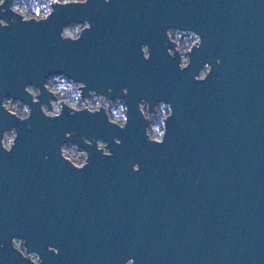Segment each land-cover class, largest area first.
Masks as SVG:
<instances>
[{"label":"water","instance_id":"water-1","mask_svg":"<svg viewBox=\"0 0 264 264\" xmlns=\"http://www.w3.org/2000/svg\"><path fill=\"white\" fill-rule=\"evenodd\" d=\"M53 7L42 18L17 12L25 20L50 15L46 21L16 16L17 23L0 29V96L32 109L25 121L0 109V129L19 132L10 153L0 150V264H30L19 253L27 255L24 245L43 264H124L129 257L134 264H264V0H88ZM84 19L92 28L79 41L59 38L62 25ZM168 27L202 39L184 71L176 67L178 53L176 59L165 53V46L180 53L169 33L173 45H165ZM141 43L150 46L147 61ZM204 62L212 72L195 82ZM61 72L83 80L84 95L93 88L120 96L129 109L127 127L109 124L103 110L69 115L65 108L57 119L44 117L24 84L41 86ZM141 97L171 102L162 144L143 135ZM49 98L41 86L40 103ZM68 130L89 152L82 170L59 156ZM81 135L108 141L113 155L84 145ZM13 236L25 240L17 239L24 253L12 247Z\"/></svg>","mask_w":264,"mask_h":264},{"label":"clouds","instance_id":"clouds-1","mask_svg":"<svg viewBox=\"0 0 264 264\" xmlns=\"http://www.w3.org/2000/svg\"><path fill=\"white\" fill-rule=\"evenodd\" d=\"M110 0H104V3H109ZM52 3V11L50 15L54 12V5L64 6V5H85L88 3V0H66L65 3H60L59 0H51ZM6 0H0V13H7L11 12L14 14L13 16L9 17L8 19L0 18V29L2 28H8L12 24L17 23L16 16L20 18V22H29V21H35V22H42L46 21L50 15H48L44 19H29L25 20L20 15L17 14L18 12V6L11 2V0H7V8H5ZM77 25H82V27H77L76 29V35L72 38H69L65 34V26L66 24L62 25L58 36L61 40L70 41L72 43H75L79 41L82 37V34L86 30H91L92 25L91 22L87 19H84L82 22H76ZM170 31H179L182 33L187 34L189 37H191V46L187 50V56H186V63L182 61L181 54L176 51H172L174 47H167L165 46V53L169 58L176 59V54H179L178 60L176 62V67L180 71H184L190 66L191 63V57L190 53L193 50V48H199L202 44V39L200 35L191 29L188 30H181L173 27H168L164 30V35L166 36L165 45L167 43H171L169 40L168 33ZM172 44V43H171ZM173 45V44H172ZM139 51L141 54V57L143 60L147 61L151 58V52H150V46L148 43H141L139 46ZM221 60L219 57L215 59V64L218 66L220 65ZM212 72V64L208 62H204L201 67L193 74L192 79L195 82H203ZM60 80L69 81L74 85V91L68 92L65 91L63 88H60L58 94H52L50 93L47 88V86L50 87H58V82ZM41 86L42 89L45 90L48 94H50V98L48 99L47 103H40L39 97L41 95ZM41 86H37L33 83H25L23 87V91L28 94L31 97V101L34 104H39V111L40 113L49 119H57L62 116L63 111L65 108L69 110V115H75L76 113H80L82 111H87L88 114H97L101 110H103V114L106 117V120L109 124L117 126L119 129L123 130L127 127L128 124V106L126 102L120 97H114V98H108V96L98 93L93 88H88L87 95L83 94V90L87 87L83 80H74L71 77H68L65 73H53L48 76H46L41 81ZM109 92H111V88L108 89ZM35 94H32V93ZM121 93L123 95H126L128 93L127 87L121 88ZM63 97V99H61ZM93 97H104L108 101V106L104 105H98L95 108L90 107L88 105V101L92 99ZM9 100V101H19L23 105V112L26 113V116L23 118H20L17 116L15 112L9 111L6 107L3 106V104H0V109H3L7 114H10L11 116L16 117L19 121H25L30 119L32 109L29 104L24 103L20 99H14L11 96H0V101ZM118 102V103H117ZM146 107L147 112L152 117L149 119L144 114V109ZM160 107H163L166 110V114L162 117L160 116V113L158 109ZM136 108L138 110V113L140 117L146 121V125L143 129V135L146 138V140L150 143L155 144H162L165 140L167 127H166V121L172 117L173 115V108L171 105V102L164 101V100H158L154 104L150 103L149 100L141 97L136 102ZM113 109L117 110L120 113V123L113 122L110 117L113 114ZM151 109V110H150ZM29 129L31 128V125H26ZM74 135V132L71 130L64 131L63 136L64 140L61 141V143L58 145V153L59 156L67 162L72 168L76 170H82L85 168L89 161V152L85 149L80 147L76 142L72 140V137ZM19 132L15 126L3 128L0 129V150H2L5 153H10L13 148L15 147L16 141L18 139ZM80 140L84 145H87L88 147H91L93 144L95 145L96 151H98L102 156L104 157H111L113 155V152L108 147V141L104 140L100 137H94V138H88L87 136H80ZM112 141L116 145H120L122 143L121 139L117 136L112 137ZM47 155L44 156V159H47ZM131 169L133 172H137L140 169L139 163H133L131 165ZM16 239H23L13 236L11 238V245L13 247V241ZM24 240V239H23ZM25 241V240H24ZM3 245H0L2 247ZM14 248V247H13ZM25 252L27 255L22 254L20 255L30 261V264H33V261L31 259L32 256H36L39 260V264H43L42 257L40 254L36 251H28L26 246L24 245ZM47 250L53 254H58L59 249L53 245H47ZM124 264H134V258L129 257L124 261Z\"/></svg>","mask_w":264,"mask_h":264},{"label":"rangeland","instance_id":"rangeland-1","mask_svg":"<svg viewBox=\"0 0 264 264\" xmlns=\"http://www.w3.org/2000/svg\"><path fill=\"white\" fill-rule=\"evenodd\" d=\"M12 2H14L17 6H18V13H20L24 18H28L27 14H26V6H25V3L22 1V0H13ZM50 10V8H49ZM47 11V8L45 5L43 4H40L38 5L37 7H34L33 8V17L35 18H42L44 17L46 14L45 12ZM45 14V15H44ZM77 27H82V25H77V24H68L65 26V34L66 36H69V37H73L76 35V29ZM171 33H175V34H178V33H182V32H179V31H170L169 32V35L171 37ZM178 40V39H177ZM174 41V40H173ZM177 42V41H175ZM179 42L176 43V47L177 49L180 51V54H181V57H182V61L183 62H187L186 61V56H187V50L190 46L188 45H181L180 43L178 44ZM58 87H50V86H47L54 94H57L60 90V88H63L65 91H68V92H73L74 91V85L69 82V81H64V80H60L58 82ZM32 94H35L34 92ZM61 99H63V97H61ZM88 105L90 107H93L95 108L96 106L98 105H104V106H108V101L106 99H103L101 97H93L92 99H90L88 102ZM118 103V102H117ZM3 104L4 106L9 109L10 111L12 112H15L18 116L20 117H25L26 116V113L23 112V105L18 102V101H9V100H4L3 101ZM158 111L162 114H166V110L163 108V107H160L158 109ZM144 113L145 115L151 119L152 117L150 116L149 113H147L146 111V107L144 109ZM110 119H112L113 121L117 122V123H120L121 120H120V113L113 109V114L112 116L110 117ZM13 244L15 247L19 248L20 244H21V241L19 240H14L13 241ZM35 256H32L31 259H33Z\"/></svg>","mask_w":264,"mask_h":264},{"label":"trees","instance_id":"trees-1","mask_svg":"<svg viewBox=\"0 0 264 264\" xmlns=\"http://www.w3.org/2000/svg\"><path fill=\"white\" fill-rule=\"evenodd\" d=\"M25 3L26 6V14L28 16V18L33 17V8L37 7L40 4H43L46 6L47 11L45 12V14L49 11L50 5H51V0H22ZM63 0H59V2H61ZM44 14V15H45ZM172 40L179 42L181 45H188L191 46V37H189L187 34L185 33H171V37ZM178 39V40H177ZM176 42V43H177ZM178 43V44H179ZM58 94V93H57ZM160 113V112H159ZM164 114L160 113V116L162 117ZM20 250H23L22 245L20 244L19 248Z\"/></svg>","mask_w":264,"mask_h":264},{"label":"built area","instance_id":"built-area-1","mask_svg":"<svg viewBox=\"0 0 264 264\" xmlns=\"http://www.w3.org/2000/svg\"><path fill=\"white\" fill-rule=\"evenodd\" d=\"M66 0H63V1H61V2H65ZM36 18V17H35ZM101 98H103V97H101ZM104 99V98H103ZM23 253H24V250H21ZM33 261H37L38 260V258L35 256L33 259H32Z\"/></svg>","mask_w":264,"mask_h":264}]
</instances>
